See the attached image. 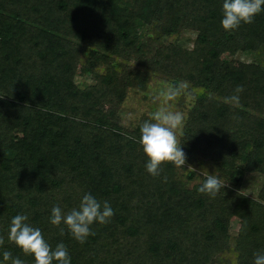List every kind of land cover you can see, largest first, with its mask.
<instances>
[{
    "label": "trees",
    "instance_id": "1",
    "mask_svg": "<svg viewBox=\"0 0 264 264\" xmlns=\"http://www.w3.org/2000/svg\"><path fill=\"white\" fill-rule=\"evenodd\" d=\"M221 6L222 0H0V251L34 264L7 239L20 213L53 248L63 242L71 264H216L226 251L236 264H253L254 253L264 251V63L234 64L224 54L264 56V13L225 31ZM183 28L198 31L193 49L169 41ZM150 41L158 42L154 53ZM148 54L154 71L202 92L183 146L213 157L228 183L215 196L200 193L201 184L185 186L173 162L150 175L140 126L129 131L103 110L111 97L116 106L128 88L145 87L149 70L127 73L126 63L145 64ZM82 64L93 72L85 87L76 82ZM247 175L260 185L244 213ZM86 192L109 201L115 214L93 224L94 235L80 243L48 217L54 205L77 207ZM234 217L241 226L232 246Z\"/></svg>",
    "mask_w": 264,
    "mask_h": 264
},
{
    "label": "clouds",
    "instance_id": "2",
    "mask_svg": "<svg viewBox=\"0 0 264 264\" xmlns=\"http://www.w3.org/2000/svg\"><path fill=\"white\" fill-rule=\"evenodd\" d=\"M221 26L225 31L237 29L242 23L250 24L254 18L264 13V0H222ZM186 85L176 87L166 86L157 90L156 95L163 101L161 107L153 112L149 119L140 125L139 143L146 155V171L153 177L160 176L163 162H173L184 165L186 154L178 144L175 130L183 125V114L169 111L165 105L170 99L178 96ZM243 91L242 86H237L236 93ZM3 97V96H2ZM0 97V98H2ZM234 103H239V96L229 98ZM204 175L198 191L209 196H215L225 182L215 173H202ZM165 181L167 177L163 178ZM115 212L109 201H100L90 192L82 195L77 207L65 212L59 205H54L48 217L52 225H65L72 238L84 243L90 235H94L93 224H107ZM63 231V229H62ZM7 239L19 247L24 254L31 255L34 264H71V256L67 246L60 242L53 248L44 238L39 227L29 223L27 214H16L8 225ZM3 238H0V245ZM0 264H24V261L13 256L10 251H0ZM253 264H264V251L254 253Z\"/></svg>",
    "mask_w": 264,
    "mask_h": 264
},
{
    "label": "rangeland",
    "instance_id": "3",
    "mask_svg": "<svg viewBox=\"0 0 264 264\" xmlns=\"http://www.w3.org/2000/svg\"><path fill=\"white\" fill-rule=\"evenodd\" d=\"M198 31L191 28H183L178 34L169 38L170 42H176L184 49H193L196 43V38ZM150 48L152 52L159 47L158 42L150 41ZM224 56L232 61L234 64L239 62H260L264 63V56L260 57L256 54H243L240 52H235L233 50H227ZM147 63H139L137 60L132 59L127 64V73H133L134 69H139L143 72L149 70V80L145 87H130L127 89L125 99L118 105H114L116 102L115 97H111L109 103L106 104L103 110L107 113L112 111L116 113V118L119 123L127 130H135L139 127L144 120L150 118L151 114L155 112L159 107H161L163 101L160 97L156 95L157 90L162 89L166 86L176 87L181 84L186 85V87L181 91V93L174 99H170L165 107L169 111H177L183 114L184 120L183 125L175 130L176 138L178 144H181L185 154L186 160L184 165L177 167L178 178L187 186L189 189L195 188L197 185L201 184L204 179L202 173H215L225 184L227 181L220 175L217 171L215 162L212 156L197 154L193 155L188 151L186 147L183 146V136L186 130L187 121L190 118L191 112L198 106V102L201 96V90L193 85L192 82L188 80H179L176 85L171 77L166 72L157 71L153 68L155 56L154 54L147 55ZM150 61V63H149ZM168 66V63H165ZM103 70V68H101ZM125 70V71H126ZM76 82L81 87H85L93 82V72L90 68L85 67V65H80ZM20 135H18L19 137ZM194 173V177L190 178V174ZM259 185L260 181L257 179L256 175H247L245 181L242 184L241 191L245 194V200L241 205V211L248 213L253 200L258 198L259 195ZM241 226V220L238 217H234L231 221L230 232L232 235L231 245L233 246L234 241L239 233V228ZM219 263L216 264H236L235 253L224 252L221 256Z\"/></svg>",
    "mask_w": 264,
    "mask_h": 264
}]
</instances>
